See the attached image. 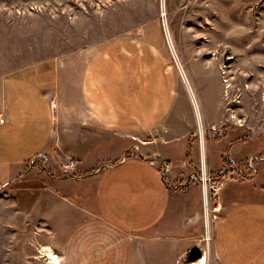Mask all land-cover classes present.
Listing matches in <instances>:
<instances>
[{"label": "rangeland", "instance_id": "374dc122", "mask_svg": "<svg viewBox=\"0 0 264 264\" xmlns=\"http://www.w3.org/2000/svg\"><path fill=\"white\" fill-rule=\"evenodd\" d=\"M163 12H166L165 23ZM120 41L159 51L180 85L172 116L174 133L170 135L180 142L177 152L183 143L188 148L181 160L162 158L175 164L191 161L188 168L182 169V175L195 171L202 177L204 152L208 177L211 174L214 180L222 182L217 197L208 192L212 236L208 264H218L214 235L225 211L221 195L226 198L230 193L235 195L241 183L245 194L241 196L237 191L235 196L251 199L252 191L243 183L255 175L264 182V0H0V76L48 58H56L62 64V92L55 103L58 112L60 106L62 109L57 134L60 128L62 132L78 128V120L81 121L79 132L82 128L95 134L101 131L90 124L83 107L81 78L95 53ZM226 79L234 84L231 89L227 88ZM161 130L126 140L110 134L100 154L99 145L87 157L69 155L68 151L61 153L66 165L76 161L80 169H89L81 165L86 167L88 161L101 160L104 168L106 162L117 163L122 146L126 148L131 143L136 145L125 154L130 160L145 154L143 151L149 148L164 150L166 143H155L163 139L161 134L165 129ZM251 153H254L253 168L249 164ZM47 156L35 161L42 170L49 164L51 157ZM170 156L165 153V157ZM224 168L230 169L222 172ZM35 171L39 172V168ZM73 172L66 175L63 169L71 180L81 181L87 176L78 168ZM178 172L173 175L176 173L180 178ZM53 175L50 172L51 177H59ZM16 184L0 189V264H47L37 259L41 247L38 237L42 230L50 233L45 227L40 231L39 227L50 225L37 218L36 203L31 205L27 199L33 192L22 183ZM192 185L197 191L191 195L190 204L199 211L190 213L188 250L177 264H200L203 250L208 246L203 184L197 180L181 189L188 191ZM33 195L36 197V193ZM23 197L27 203H23ZM150 200L152 217H159L162 199L158 204L152 197ZM64 221L61 219L59 224ZM135 256L134 263L127 260V264H171L170 252L159 245L142 243ZM61 264H67L65 259Z\"/></svg>", "mask_w": 264, "mask_h": 264}, {"label": "crops", "instance_id": "0c3cea01", "mask_svg": "<svg viewBox=\"0 0 264 264\" xmlns=\"http://www.w3.org/2000/svg\"><path fill=\"white\" fill-rule=\"evenodd\" d=\"M171 69L159 51H149L129 41L108 45L95 53L83 70L80 96L90 124L101 129L97 134L83 128L79 132L80 120L78 128L63 132L60 128L57 134L62 109L60 103L58 112L55 103L61 97L64 73L56 58L0 76V113L6 118L0 125V189L22 183L33 192L27 199L31 205L36 203L37 218L50 225L39 227L50 233L42 230L38 244L52 246L67 264H127V260L134 263L142 243L163 246L170 252L171 264H177L188 250L190 213L199 211L191 207L190 197L197 188H166L159 164L148 158L159 155L178 161L185 158L188 148L183 143L177 152L180 142L170 135L174 133L172 116L180 86ZM161 129H165L160 135L163 139L155 137V143H166L168 148L164 150L149 148L130 160L125 154L136 145L131 143L126 148L122 146L117 163L106 162L104 168L101 160L88 161L86 167L81 165L89 169H80L75 161L78 170L87 173L81 181L68 179L63 173L66 159L61 151L87 157L99 145L100 154L110 134L123 140L138 139L153 131L161 133ZM165 153L171 156L167 158ZM47 155L51 158L42 170L35 161ZM205 157L204 153V160ZM37 168L39 172L35 171ZM50 172L59 177H51ZM261 180L255 175L243 183L252 191L251 199L235 196L237 191L241 196L245 194L241 183L235 195H221L225 211L214 235L218 264H264ZM150 197L157 204L162 199L159 217H152ZM22 199L27 203L26 197ZM61 219L65 221L59 224Z\"/></svg>", "mask_w": 264, "mask_h": 264}, {"label": "built area", "instance_id": "2783aa9c", "mask_svg": "<svg viewBox=\"0 0 264 264\" xmlns=\"http://www.w3.org/2000/svg\"><path fill=\"white\" fill-rule=\"evenodd\" d=\"M6 121L5 116L0 113V125L4 124ZM151 160L156 161L159 164L162 176L164 178L165 183L167 184L168 187H170L171 190H181V188L187 187L188 185L191 184V182L200 180V182H202L203 184V188H204V192L208 191L209 194L212 193V197L215 196L217 197L220 194V190L222 188V182L221 181H217V179H213V177L210 176L208 177L207 175V170L204 171L203 169V173H202V177L198 176L197 173L195 171L192 172H188L187 175H182V173H184L182 169L188 168L189 167V163H191V161L188 160H184L181 163L175 164L173 162L170 161H166L165 159H163L161 156L159 155H153L151 157H148ZM46 159V158H45ZM204 159H203V164H204ZM249 164L252 167L253 166V158L251 157L249 160ZM76 163L74 161H71L69 164H67L65 166V172L68 175H73L72 172L74 170H76ZM253 168V167H252ZM182 170V172H180V178H178L175 175H173V172H175V170ZM230 169L227 168L225 170V172ZM207 178L208 181H206L205 179Z\"/></svg>", "mask_w": 264, "mask_h": 264}, {"label": "bare ground", "instance_id": "6f19581e", "mask_svg": "<svg viewBox=\"0 0 264 264\" xmlns=\"http://www.w3.org/2000/svg\"><path fill=\"white\" fill-rule=\"evenodd\" d=\"M163 2V1H162ZM163 5V4H162ZM163 11H164V8H163ZM163 19H164V23L166 21V12H163ZM166 25V24H165ZM166 27V26H165ZM248 64H246V68H247ZM224 72L226 73V71L224 70ZM183 73V72H182ZM185 77V76H184ZM186 79V78H185ZM186 82L187 79H186ZM226 83H227V88L228 89H231L232 88V84L231 81L229 79H226ZM251 89H252V86L250 85ZM249 89V88H248ZM250 89V90H251ZM246 90V88H245ZM230 91V90H229ZM255 91V90H254ZM243 94V92H242ZM191 95L193 96L192 92H191ZM246 97V95H245ZM250 99H252L250 97ZM249 100V99H247ZM254 102V101H253ZM193 103L197 106V102L193 96ZM240 103V102H238ZM246 103V102H245ZM250 105V103H248ZM202 131V130H201ZM202 138L203 137V133H202ZM202 148L204 150V141L202 140ZM203 159H204V152H203ZM205 161V160H204ZM203 169L204 171L206 170L205 168V162L203 164ZM205 179V178H204ZM206 181H208V179L206 178L205 179ZM208 191H205V212H206V238H205V241H207V248L203 250V254L199 260L200 264H208L209 263V260H210V257H211V241H212V236H211V229H210V220H209V212H208V203H209V200H208ZM206 245V244H205ZM204 245V247H206ZM203 247V246H202ZM39 253H40V256L37 257V259L39 261L43 260L45 262H47V264H61L62 263V259H61V256L59 255V253L50 245L48 246H41L40 249H39ZM193 264H197V263H193Z\"/></svg>", "mask_w": 264, "mask_h": 264}]
</instances>
